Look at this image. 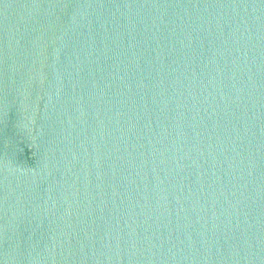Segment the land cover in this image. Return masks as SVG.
Instances as JSON below:
<instances>
[{"label":"water","instance_id":"obj_1","mask_svg":"<svg viewBox=\"0 0 264 264\" xmlns=\"http://www.w3.org/2000/svg\"><path fill=\"white\" fill-rule=\"evenodd\" d=\"M0 264H264V0H0Z\"/></svg>","mask_w":264,"mask_h":264}]
</instances>
